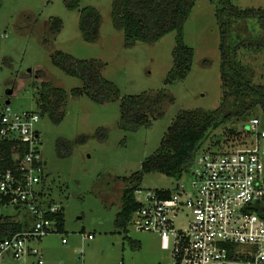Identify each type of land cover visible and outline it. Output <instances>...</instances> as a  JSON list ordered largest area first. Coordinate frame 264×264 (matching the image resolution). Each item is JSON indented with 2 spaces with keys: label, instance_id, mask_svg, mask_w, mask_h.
<instances>
[{
  "label": "rangeland",
  "instance_id": "obj_1",
  "mask_svg": "<svg viewBox=\"0 0 264 264\" xmlns=\"http://www.w3.org/2000/svg\"><path fill=\"white\" fill-rule=\"evenodd\" d=\"M230 1L240 9L264 8V0ZM85 6L100 13L94 42H86L79 28L80 9ZM111 10L112 0H80L76 9L68 8L64 0H0V110L7 99L13 110H35L42 83L68 92L62 120L55 123L43 115L37 123L49 184L45 199L61 206L65 230L30 242L42 254L43 264H169V247H164L159 234L138 230L132 223L127 232L115 226L126 186L122 177L141 169L142 161L157 151L179 113L222 107L220 32L214 1L196 0L185 20L184 41L193 50L191 67L184 79L171 83L165 80L173 65L176 33L171 31L153 43L127 45L123 32L113 26ZM56 19L60 20L58 30ZM254 24L252 19L240 21L239 30L248 36ZM56 51L98 62L100 73L116 85L119 97L97 104L85 93L71 95L70 90L81 87L82 80L53 64ZM238 57L252 70V83L264 85V48L241 49ZM159 93L164 94L160 114L150 118L149 126L141 124L136 130L119 127L123 96ZM249 117H258L264 128V112L259 106L250 109ZM245 122L227 119L208 134L201 149L230 148L241 137L254 141L255 135L245 131L249 130L248 120ZM60 139L72 143L65 156L58 151ZM260 147L264 151V141ZM177 182L188 181L147 173L139 187L143 192L173 190ZM137 197L143 198V194L137 193ZM0 213L15 220L25 215L18 212L14 216L13 210L3 208ZM130 240L138 242L139 248H132ZM36 259L7 257L5 263L37 264Z\"/></svg>",
  "mask_w": 264,
  "mask_h": 264
},
{
  "label": "built area",
  "instance_id": "obj_2",
  "mask_svg": "<svg viewBox=\"0 0 264 264\" xmlns=\"http://www.w3.org/2000/svg\"><path fill=\"white\" fill-rule=\"evenodd\" d=\"M40 117L36 110L16 111L6 103L0 110V145L10 146L1 156L0 208L13 210L14 216L25 213L18 220L0 213L2 220L24 224L15 232L0 230V264L7 257L28 256L43 264L30 242L58 229L55 215L62 208L45 199L49 184ZM248 124L245 131L255 135L254 141L241 137L230 148L200 149L180 178L188 182H177L167 195L165 189L135 190L140 206L130 223L160 235L169 247V264H264V128L258 117Z\"/></svg>",
  "mask_w": 264,
  "mask_h": 264
},
{
  "label": "trees",
  "instance_id": "obj_3",
  "mask_svg": "<svg viewBox=\"0 0 264 264\" xmlns=\"http://www.w3.org/2000/svg\"><path fill=\"white\" fill-rule=\"evenodd\" d=\"M70 9L79 8L80 0H64ZM196 0H112V23L121 30L127 45L136 42L153 43L161 36L174 31L175 44L172 50L173 65L167 73L166 83L184 79L191 67L193 50L184 41V22L190 16ZM216 3V18L220 32V72L223 89L222 107L206 112L202 109L185 110L170 123L161 139L157 151L142 161L141 169L129 177L122 195V207L116 215L115 226L127 232L132 214L139 208L134 192L139 189L143 176L147 173H162L176 180L188 171L196 153L208 134L218 128L227 119L235 118L245 122L249 120L250 109L259 106L264 112V85L252 83V70L239 59V51L248 48H264V8L240 9L230 0H212ZM254 20L250 34L239 30L240 21ZM100 13L93 6L80 9L79 28L86 42L98 38ZM60 20L56 19L55 30ZM54 65L67 75L82 80L81 87L70 90L71 95L87 94L95 103L103 104L119 97L116 85L104 78L99 71V63L94 60L77 59L70 54L56 51L52 55ZM36 100V111L41 116L48 115L55 123L64 116V105L68 92L60 87L42 83ZM164 94L125 95L120 101L119 127L123 130H136L139 125L149 126L151 117L160 114L159 105ZM249 99V100H247ZM246 123V122H245ZM104 136L105 129H100ZM59 154L65 156L71 152L72 143L60 139L57 142ZM9 144L0 145L1 156L9 151ZM7 153V154H5ZM5 154V155H4ZM164 195L169 190L163 192ZM57 232H64V214L55 215ZM24 224L19 221L4 220L0 217V230L9 233L19 231ZM6 231V232H7ZM128 238V237H127ZM129 239V238H128ZM132 248L139 243L129 241Z\"/></svg>",
  "mask_w": 264,
  "mask_h": 264
},
{
  "label": "water",
  "instance_id": "obj_4",
  "mask_svg": "<svg viewBox=\"0 0 264 264\" xmlns=\"http://www.w3.org/2000/svg\"><path fill=\"white\" fill-rule=\"evenodd\" d=\"M7 93H8V94H11V93H12V89H9V90L7 91ZM5 103L8 104V103H9V100L7 99V100L5 101ZM247 128H248V126H247Z\"/></svg>",
  "mask_w": 264,
  "mask_h": 264
}]
</instances>
